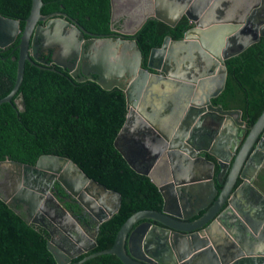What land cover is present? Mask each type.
<instances>
[{
	"label": "water",
	"instance_id": "obj_1",
	"mask_svg": "<svg viewBox=\"0 0 264 264\" xmlns=\"http://www.w3.org/2000/svg\"><path fill=\"white\" fill-rule=\"evenodd\" d=\"M109 4L108 34L90 33L63 12L42 14V0H31L22 30L20 20L0 15V48L19 36L14 85L0 104L12 103L26 62L122 90L127 114L113 144L163 198L160 211L133 213L110 248L75 264L106 254L122 264H264V174L257 171L264 168V110L246 131L240 110L211 103L225 85V60L264 38V0ZM183 16L189 27L182 38L166 36L143 66L136 32L148 19L175 26ZM44 52L49 62L41 59ZM14 102L24 111L21 94ZM233 113L236 136L220 118ZM0 175V198L10 208L22 204L27 221L48 231L47 248L57 264L93 250L96 241L54 196L55 182L94 220V233L120 207L119 192L64 156L43 154L34 164L3 160ZM58 232L69 247L54 240Z\"/></svg>",
	"mask_w": 264,
	"mask_h": 264
},
{
	"label": "trees",
	"instance_id": "obj_2",
	"mask_svg": "<svg viewBox=\"0 0 264 264\" xmlns=\"http://www.w3.org/2000/svg\"><path fill=\"white\" fill-rule=\"evenodd\" d=\"M42 1V14L63 12L90 33L111 32L109 0ZM30 7L31 0H0V15L20 20L22 30ZM188 27L184 16L175 26L148 19L134 36L144 58L142 65L150 50L160 47L166 36L181 39ZM18 42L19 36L8 47L0 48V99L14 85ZM45 59L49 61L50 55ZM40 66L26 62L12 103L0 104V161L34 164L43 154L64 156L89 178L121 196L118 211L100 223L94 233L96 224L86 210L58 182L53 184L52 192L59 203L83 228L90 226L88 231L95 236V250L68 263L75 264L94 251L110 248L119 228L133 213L160 211L163 198L150 178L131 168L113 144L126 119L125 93L116 87L104 89L94 80L76 81L57 66L54 70ZM225 66L224 88L211 103L240 110L242 118L253 124L264 110V38L226 59ZM19 94L23 96L24 111H19L14 102ZM48 240L44 227L27 221L22 204L10 208L0 198V264H57L47 248ZM82 264L122 263L106 254Z\"/></svg>",
	"mask_w": 264,
	"mask_h": 264
},
{
	"label": "flooded vegetation",
	"instance_id": "obj_3",
	"mask_svg": "<svg viewBox=\"0 0 264 264\" xmlns=\"http://www.w3.org/2000/svg\"><path fill=\"white\" fill-rule=\"evenodd\" d=\"M117 25H119V23H116ZM116 25V26H117ZM85 38H88V37H86V36H84ZM46 55H48L47 53H42L41 54V59H43V60H45L46 61V59H45V57H46ZM50 61V60H49ZM48 61V62H49ZM74 62V61H73ZM73 62H71V63H73ZM68 72V71H67ZM213 105V104H212ZM213 106H220V105H213ZM224 110H237V109H224ZM241 112V111H240ZM212 118L214 119V120H216L217 119V117H215V116H212ZM220 118H222V120L221 121H223V122H225V123H227V125H228V128H230L229 130H230V132H233V130L234 129H232L233 128V126H232V124H231V121H233V119H235V118H237V113H233V114H231L230 115V118H227V116L226 115H224L223 117H220ZM209 119H210V116H207V122H209ZM239 119H240V121H242L243 122V125H241L240 126V128H246V131H249V129L251 128V126L254 124H250L249 123V121H248V119H243L242 118V112H241V114H240V116H239ZM206 122V123H207ZM205 123V124H206ZM232 127V128H231ZM239 132V130H234V134L232 133V135L233 136H236L237 135V133ZM239 134V133H238ZM220 135V132H218L217 133V135L216 136H219ZM206 157L208 158V159H210V160H213L212 159V157L210 156V155H206ZM258 165H259V163H258ZM259 167H264V162H262L260 165H259ZM258 173L259 174H261L262 173V175L264 174V168H258ZM24 208V210H25V207H23ZM85 229V228H84ZM91 229V227L90 226H88V229L86 230L87 232H89L88 230H90ZM90 233V232H89ZM91 234V233H90ZM54 240L55 241H57V242H63L65 245H67L68 247H69V245H68V241H66V240H63V234L62 233H57L55 236H54Z\"/></svg>",
	"mask_w": 264,
	"mask_h": 264
},
{
	"label": "bare ground",
	"instance_id": "obj_4",
	"mask_svg": "<svg viewBox=\"0 0 264 264\" xmlns=\"http://www.w3.org/2000/svg\"><path fill=\"white\" fill-rule=\"evenodd\" d=\"M100 229V228H99ZM95 250V249H94ZM73 261V260H72ZM72 263V262H71Z\"/></svg>",
	"mask_w": 264,
	"mask_h": 264
},
{
	"label": "rangeland",
	"instance_id": "obj_5",
	"mask_svg": "<svg viewBox=\"0 0 264 264\" xmlns=\"http://www.w3.org/2000/svg\"><path fill=\"white\" fill-rule=\"evenodd\" d=\"M1 176V175H0Z\"/></svg>",
	"mask_w": 264,
	"mask_h": 264
}]
</instances>
